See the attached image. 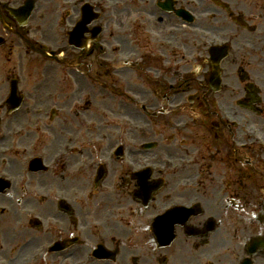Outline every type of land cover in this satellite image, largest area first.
Returning a JSON list of instances; mask_svg holds the SVG:
<instances>
[{"label": "flooded vegetation", "instance_id": "1", "mask_svg": "<svg viewBox=\"0 0 264 264\" xmlns=\"http://www.w3.org/2000/svg\"><path fill=\"white\" fill-rule=\"evenodd\" d=\"M247 132L264 0H0V264H264Z\"/></svg>", "mask_w": 264, "mask_h": 264}, {"label": "rangeland", "instance_id": "2", "mask_svg": "<svg viewBox=\"0 0 264 264\" xmlns=\"http://www.w3.org/2000/svg\"><path fill=\"white\" fill-rule=\"evenodd\" d=\"M82 178H84V176H83ZM112 199H113V201L111 200V202L105 201L104 205H105V204H109V203H113V204H115V203L117 202V205H118V206H125V205H127L128 203H130V201H129V199L127 198L126 195L118 196V197H117V201H115L114 198H112ZM100 207H102V204H101V203L98 205V209H99ZM114 207H115V206H114ZM102 209H103V207H102ZM102 209H101V210H102ZM101 210L98 212L99 214L101 213Z\"/></svg>", "mask_w": 264, "mask_h": 264}]
</instances>
